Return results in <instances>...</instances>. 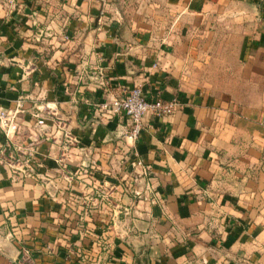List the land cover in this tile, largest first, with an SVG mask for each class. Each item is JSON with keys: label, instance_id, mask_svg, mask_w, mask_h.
Returning <instances> with one entry per match:
<instances>
[{"label": "crops", "instance_id": "obj_1", "mask_svg": "<svg viewBox=\"0 0 264 264\" xmlns=\"http://www.w3.org/2000/svg\"><path fill=\"white\" fill-rule=\"evenodd\" d=\"M247 5L264 0H0V108L22 104L0 156L32 167L0 164V264H264L263 113L208 75L264 64L244 36L210 69L214 20ZM138 83L180 104L132 141L99 105Z\"/></svg>", "mask_w": 264, "mask_h": 264}, {"label": "rangeland", "instance_id": "obj_2", "mask_svg": "<svg viewBox=\"0 0 264 264\" xmlns=\"http://www.w3.org/2000/svg\"><path fill=\"white\" fill-rule=\"evenodd\" d=\"M253 1H258L259 4L263 0ZM238 10L227 13L221 22L220 20H214V35L219 40H223L222 43L225 44L221 49H219L220 47L216 48L219 49L217 51L219 52L218 58L221 60L220 65L219 62L213 61L210 63V69L216 68V66L222 69L223 64L231 62L232 58H236V55H232L233 50L236 51L239 43H242L243 48L244 36L256 41L254 48H260L264 59V15L262 14L264 13V7L260 6L255 10L251 5H247V7ZM238 16H244L245 18L240 20ZM246 58L245 61L240 62V68H235V71L231 68L227 71L225 68V70L209 72V80L215 83L220 82L223 87H227L226 90L229 93L238 95L240 99L251 96L253 103L263 113L262 120L264 122V64L255 66V69L254 65L249 66L248 54Z\"/></svg>", "mask_w": 264, "mask_h": 264}, {"label": "built area", "instance_id": "obj_3", "mask_svg": "<svg viewBox=\"0 0 264 264\" xmlns=\"http://www.w3.org/2000/svg\"><path fill=\"white\" fill-rule=\"evenodd\" d=\"M5 5L12 6L15 0H1ZM180 104L177 97H173L170 100H163L161 98L148 99L143 93L141 84H135L132 88L126 90L122 96H113L110 98L108 103H103L99 105V108L105 113L120 115L128 121V129L126 131V136L132 141L137 140L142 126L143 118L147 113H152L157 116H164L171 114L176 107ZM22 104L21 101H17L16 107L14 109H2L0 108V127L8 128L12 124V119L15 117L16 113L20 111ZM37 123L43 125V119H38ZM8 131H6V134ZM65 138L67 143L64 146L66 150L75 139L68 132L65 131ZM25 155H30V153H23L20 150L16 152V156L10 155L11 161L6 160L2 155L0 156V164L5 165L12 174H26L27 171H31L32 167L30 165L29 159ZM60 169H66V163L63 157H59L57 160ZM133 166H140L141 160L136 158L132 161ZM69 175L65 178L69 179ZM131 181L128 182L127 188L135 195L140 196L141 192L139 189L135 188L134 183L137 181V177L132 176ZM146 191L149 193L152 191L148 185H146ZM19 264H34L30 256V251L27 248H22L19 251Z\"/></svg>", "mask_w": 264, "mask_h": 264}]
</instances>
